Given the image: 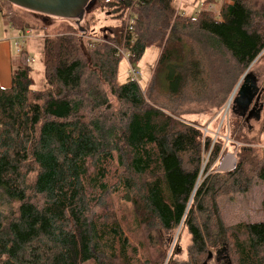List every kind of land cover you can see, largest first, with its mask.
Segmentation results:
<instances>
[{
    "label": "trees",
    "instance_id": "1",
    "mask_svg": "<svg viewBox=\"0 0 264 264\" xmlns=\"http://www.w3.org/2000/svg\"><path fill=\"white\" fill-rule=\"evenodd\" d=\"M127 5L110 0L118 26H108L92 48L75 28L46 35L42 89L32 88L27 63L12 70L9 87H0V264H210L218 251L228 256L219 264H264V221L227 225L218 202L247 192L255 179L264 182V149L242 132L245 118L231 108L230 136L240 142L235 165L209 171L220 139L212 143L193 123L149 106L137 81L117 82ZM221 11L222 21L208 13L174 17L173 0H144L125 38L131 64L158 48L156 79L178 94L202 73L198 58L188 62L197 33L229 54L240 78L264 59V12L250 0H233ZM123 148L127 175H114L110 188L113 155L121 158ZM106 196L129 205V217L96 208ZM261 206L264 215V196ZM182 227L191 242L186 260L178 261L177 250L168 251Z\"/></svg>",
    "mask_w": 264,
    "mask_h": 264
},
{
    "label": "rangeland",
    "instance_id": "2",
    "mask_svg": "<svg viewBox=\"0 0 264 264\" xmlns=\"http://www.w3.org/2000/svg\"><path fill=\"white\" fill-rule=\"evenodd\" d=\"M109 3L110 0H96L93 8L88 12L86 11L78 24L75 25L69 18L39 14L14 5L7 0H0L2 11L0 12V87L7 88L10 86V84L8 85V80H10L8 79L9 63L11 62L15 69L22 67L26 64L24 56L27 54L34 59L33 62L28 64L32 88L35 90L42 89L45 85L43 38L46 35L50 36L63 30L75 28L81 31L78 32V36L82 45L84 43L85 47L89 48L87 44L92 37L103 35L108 26L113 28L118 26L119 22L114 16L107 17L104 14L105 11L110 9ZM250 3L254 10L264 12V0H250ZM2 14L9 18L12 16L16 23L29 26L27 28H30L31 34L28 37L19 38L22 31L13 29L11 22L4 19ZM92 14L93 16H91ZM85 29L87 32L82 34ZM90 30L96 34H89L88 31ZM106 33H108V30ZM13 35L19 38L20 45L27 53L18 55L16 39L13 38L15 39L14 42ZM189 42L193 43L194 48L190 49L188 62L194 61L193 57H196L201 61L204 70L202 68V73L196 76L199 81L191 80L183 90L180 89L178 94L171 95L163 86H160L156 79L155 68L160 50L155 47L148 48L142 58L132 64L129 56L124 58L120 55L121 62L118 65L117 82L121 83L126 78L129 79L128 72L131 68L138 70V83L149 106L161 109L165 114L173 115L180 121L193 123L202 130L203 136L208 135L211 137L212 143L220 139L217 141L221 146L220 152L209 171L225 172L234 167L236 162L235 153L240 146V142L231 138L230 135L233 129V116H235L232 114L231 108L233 99L237 95L241 84L242 76L239 78L235 74L229 54L225 50L215 47L212 41H209L203 35L194 33ZM192 69H195V67L189 65V71ZM249 70L255 74L261 88L264 80V59L261 58L254 66L251 65ZM261 103L263 108L259 120L250 117L247 121H244L236 114L240 120L242 119V132L247 138L257 140L255 146L258 149H264V132L260 133L264 120V103ZM124 149L121 158L118 157V152L113 155L112 180L108 182L110 188L115 185L114 175L124 173L127 175ZM207 159L208 154L205 155L202 163L203 171L206 168ZM263 196L264 182L255 179L247 192L225 194L219 197V208L224 222L227 225H234L240 222L264 221L261 206ZM94 204L100 210L103 206H109L116 211L117 216L123 215L126 219L130 215L131 207L129 205L122 207L118 197L115 196H106L99 201H95ZM190 242L191 236L187 229L184 227L177 228L173 232L171 243H169L168 254L176 249V259L178 261L186 260ZM224 256L223 252H219L218 256L213 253L210 264L222 263L225 259ZM83 264L92 263L86 262Z\"/></svg>",
    "mask_w": 264,
    "mask_h": 264
},
{
    "label": "water",
    "instance_id": "3",
    "mask_svg": "<svg viewBox=\"0 0 264 264\" xmlns=\"http://www.w3.org/2000/svg\"><path fill=\"white\" fill-rule=\"evenodd\" d=\"M8 2L25 8L27 10L54 16L60 18H69L73 24L83 17L85 7L91 4L93 0H7ZM255 61V60H254ZM253 61V62H254ZM245 71L241 78V84L237 91V95L233 99L232 111H238L240 117L247 121L250 117L259 120L263 104L260 102L261 88L258 80L252 71H249L251 65ZM236 108V109H235ZM219 251L217 252V255ZM211 257V254H209ZM224 258H228L225 254Z\"/></svg>",
    "mask_w": 264,
    "mask_h": 264
},
{
    "label": "built area",
    "instance_id": "4",
    "mask_svg": "<svg viewBox=\"0 0 264 264\" xmlns=\"http://www.w3.org/2000/svg\"><path fill=\"white\" fill-rule=\"evenodd\" d=\"M144 0H128V5L123 11V15L120 19V23L122 24V34H121V44L117 46L118 54L122 55L124 58H128L129 52L124 47L125 38L127 35L132 33L134 30V26L136 24V13L135 9L139 6L141 2ZM175 1V3H174ZM233 0H173V8H174V17H197L203 13L210 14L216 21H222V7L225 5H231ZM13 28V27H12ZM31 34L30 29H25L21 32L19 38L28 37ZM95 36L92 37L87 44L89 48L94 47L95 45L101 43L103 39ZM17 38L16 40V48L18 55L23 53H27L24 51V48L20 45V40ZM25 63L29 64L34 61V59L27 55L24 56ZM139 72L136 69L131 68L128 72V78L131 81L138 82Z\"/></svg>",
    "mask_w": 264,
    "mask_h": 264
},
{
    "label": "crops",
    "instance_id": "5",
    "mask_svg": "<svg viewBox=\"0 0 264 264\" xmlns=\"http://www.w3.org/2000/svg\"><path fill=\"white\" fill-rule=\"evenodd\" d=\"M2 12V11H1ZM3 15V14H2ZM4 19H7V21H9V18H8V16L7 17H5L4 15L2 16ZM12 25V24H11ZM13 27V26H12ZM13 29H15L14 27H13ZM13 38H15L16 40H17V38H16V35H13L12 36V39ZM15 39H13L14 40V42H15ZM13 69H15L14 67H13V64H11V62L9 63V73H8V79H10V80H8V85L10 84L11 85V73H12V70ZM7 85V86H8Z\"/></svg>",
    "mask_w": 264,
    "mask_h": 264
},
{
    "label": "flooded vegetation",
    "instance_id": "6",
    "mask_svg": "<svg viewBox=\"0 0 264 264\" xmlns=\"http://www.w3.org/2000/svg\"><path fill=\"white\" fill-rule=\"evenodd\" d=\"M95 2H96V0H93V2L91 3V4H88L86 7H85V11H84V13L87 11H90L92 8H93V6H94V4H95ZM105 16H107V17H113L116 13H112V12H110L109 10L108 11H105ZM91 16H93V14L91 15ZM93 19V18H92Z\"/></svg>",
    "mask_w": 264,
    "mask_h": 264
},
{
    "label": "bare ground",
    "instance_id": "7",
    "mask_svg": "<svg viewBox=\"0 0 264 264\" xmlns=\"http://www.w3.org/2000/svg\"><path fill=\"white\" fill-rule=\"evenodd\" d=\"M256 59H257V58H256ZM256 59H255V60H256ZM254 62H255V61H254ZM254 62H253V64H254ZM227 163H228V162H227Z\"/></svg>",
    "mask_w": 264,
    "mask_h": 264
}]
</instances>
